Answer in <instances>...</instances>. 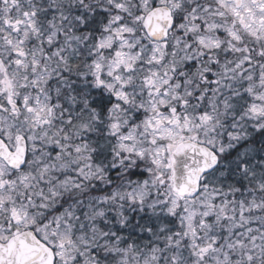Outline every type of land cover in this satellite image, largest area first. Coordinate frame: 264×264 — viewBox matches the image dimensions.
<instances>
[{
  "label": "snow or ice",
  "instance_id": "6c2138e0",
  "mask_svg": "<svg viewBox=\"0 0 264 264\" xmlns=\"http://www.w3.org/2000/svg\"><path fill=\"white\" fill-rule=\"evenodd\" d=\"M0 264H264V0H0Z\"/></svg>",
  "mask_w": 264,
  "mask_h": 264
}]
</instances>
